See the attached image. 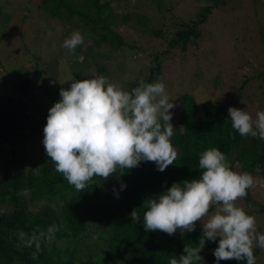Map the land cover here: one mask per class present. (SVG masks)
Here are the masks:
<instances>
[{
    "label": "trees",
    "instance_id": "trees-1",
    "mask_svg": "<svg viewBox=\"0 0 264 264\" xmlns=\"http://www.w3.org/2000/svg\"><path fill=\"white\" fill-rule=\"evenodd\" d=\"M27 1L37 3L49 12L48 17L64 21L85 35L87 33L86 41H94L95 46L101 43L112 47L126 44L120 41L123 38L115 29L124 22L118 21L111 12L110 2L90 0L88 7L79 9L77 6L81 3L77 0ZM208 1L209 4L199 10L197 21L178 24L169 42V52L171 48H180L185 53L189 45L197 47L201 38L200 26L215 8L225 6L230 0ZM134 4L132 0L126 8ZM2 11L0 6V22ZM126 18L129 16H125L123 21ZM154 34L162 37L164 30H155ZM261 39L264 50V34ZM82 46L76 48L77 54ZM36 60V69L32 72L34 77L38 76L41 68L40 59ZM161 71V66L152 68L150 76L143 81L152 83ZM27 75L22 77L24 83L15 85L18 96L0 95V264H99L100 261L105 264H169L171 258L179 259L185 254L186 244L196 246L203 231L181 235L177 230L171 236L159 230L145 231L142 215L147 210L143 207L147 199L158 197L173 183L199 178L202 171L199 169L200 155L210 148L222 151L232 170L235 171L239 164L240 170L254 177L255 168L250 167L254 162L260 167V175L264 176V140L240 136L232 128L225 107L216 106L213 102L199 104L190 94H185L176 104L181 120L174 125V135L170 138L178 154L173 165L161 172L154 162L142 161L138 167L124 170L123 174L118 170L106 181L94 177L84 191L78 192L61 173L56 172L44 145L39 144L50 108L36 102L33 97L36 92L48 94L49 88L45 80L39 85L38 80ZM261 75L264 76V72ZM138 86L135 84L133 88ZM261 87L263 89L264 85ZM60 90L58 87L48 94L54 103L61 99ZM258 93L256 95L264 100V90ZM31 138L40 146L36 147V156H29L26 150L27 140ZM247 152L249 154L240 163ZM122 184L126 188L122 189ZM23 189L30 190V194L17 195ZM251 196L252 189H249L244 203L251 200ZM133 210L141 215L139 223L130 219ZM260 212L264 213V205L260 206ZM53 224L62 225V228L56 233L55 240L42 243L37 259L32 258L36 250L34 245L31 248L17 246L20 244L19 231L31 235L34 230H46ZM90 239L95 241L97 251L89 247L87 241ZM218 243L219 238L206 240L200 253L203 257L201 264H216L214 250ZM261 250L259 247L253 249L256 264ZM219 264L247 262L232 259L221 260Z\"/></svg>",
    "mask_w": 264,
    "mask_h": 264
},
{
    "label": "rangeland",
    "instance_id": "rangeland-1",
    "mask_svg": "<svg viewBox=\"0 0 264 264\" xmlns=\"http://www.w3.org/2000/svg\"><path fill=\"white\" fill-rule=\"evenodd\" d=\"M102 1L110 2L111 12L118 21L124 22L115 29L123 38L120 41L126 44L112 47L101 43L95 46L94 41H86L87 33L85 35L64 21L48 17L49 12L37 3L0 0L3 10L0 22V95L18 96L15 85L24 83L22 77H28L27 74L34 77L32 72L36 69V58H39L41 68L33 80H38L39 85L45 80L49 93L58 87L69 88L74 79L98 76H104L110 83L130 92L135 84L150 76L152 68L161 66V74L152 83L159 81L165 84L170 102L175 105L170 110L173 126L181 120L176 104L185 94H190L199 104L213 102L226 109H244L253 118L257 111H264L263 97L258 95V91L264 90L261 89L264 85V76L261 75L264 72L261 39L264 34V0H230L225 6L215 8L200 26L201 38L197 47L189 45L185 53L180 48L168 51L171 37L180 24L197 21L199 10L209 4L208 0H134L136 4L131 8L126 7L132 0ZM77 2L81 3L77 6L79 9L90 5V0ZM125 16L129 18L123 21ZM155 30H164V35L158 37ZM74 31H79L85 39L78 54L75 49L73 55L62 44ZM81 55L84 56L83 63L77 59ZM48 94L36 92L33 98L51 108L55 103ZM43 139L44 135L40 145H43ZM36 147H40L38 141L33 138L27 140L29 156H36ZM248 154L241 158L240 163ZM250 167L255 168L254 178L264 181L260 167L254 162ZM235 171L243 173L239 164ZM245 201L246 198L239 199L236 205L254 216L258 231L264 233V213L260 212V206L264 205V184L252 188L251 200ZM215 210L213 206L209 214ZM195 230L203 231L200 221L196 222ZM87 243L97 251L95 241L90 239ZM99 264L105 263L100 261ZM257 264H264V250H261Z\"/></svg>",
    "mask_w": 264,
    "mask_h": 264
},
{
    "label": "clouds",
    "instance_id": "clouds-1",
    "mask_svg": "<svg viewBox=\"0 0 264 264\" xmlns=\"http://www.w3.org/2000/svg\"><path fill=\"white\" fill-rule=\"evenodd\" d=\"M82 44L83 35L74 31L62 47L74 55ZM77 59L83 63L84 56ZM59 94L61 99L47 116L43 145L56 172L76 191H84L94 177L106 181L118 170L123 174L142 161L154 162L163 172L177 159L170 139L174 135L170 110L175 105L170 102L163 82L141 81L129 92L98 76L74 79ZM228 113L232 128L240 136L264 140V111H257L255 118L236 107H229ZM199 169L202 170L199 178L173 183L158 197L145 201L143 207L147 210L142 215L145 231L159 230L171 236L179 230L183 235L195 231L196 222L200 221L203 234L196 246L186 244L185 254L179 259L171 258L169 264H201L200 253L206 240L217 238L216 264L232 259L256 264L253 249L264 250V233L258 231L255 217L238 207L236 201L246 198L249 189L264 181L248 172L232 170L226 155L218 148L207 149L200 155ZM29 194L28 189L17 193ZM213 206L216 210L210 215ZM130 219L139 223L141 215L133 210ZM61 228L62 225L53 224L46 230L36 229L31 235L21 230L17 246L34 245L32 258L37 259L42 243L55 240Z\"/></svg>",
    "mask_w": 264,
    "mask_h": 264
}]
</instances>
